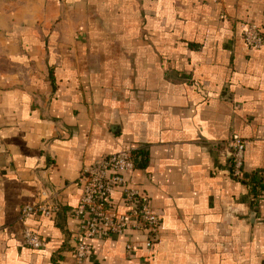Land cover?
Listing matches in <instances>:
<instances>
[{"label": "crops", "instance_id": "0c3cea01", "mask_svg": "<svg viewBox=\"0 0 264 264\" xmlns=\"http://www.w3.org/2000/svg\"><path fill=\"white\" fill-rule=\"evenodd\" d=\"M244 24L264 35V0H0V264H75L81 173L130 147L156 242L91 240L86 264H264V45ZM42 192L55 217L21 221Z\"/></svg>", "mask_w": 264, "mask_h": 264}, {"label": "built area", "instance_id": "2783aa9c", "mask_svg": "<svg viewBox=\"0 0 264 264\" xmlns=\"http://www.w3.org/2000/svg\"><path fill=\"white\" fill-rule=\"evenodd\" d=\"M243 37L250 49L257 50L264 45V35L256 25L244 24ZM229 148L231 175L234 179H240L245 165L246 141L234 135L229 141ZM135 151L134 147H130L103 157L81 173L82 195L72 213L79 224L74 248L75 264H86L92 253L91 240L124 235L128 231L145 233L146 247L153 248L162 218L152 209L149 197L130 185L129 180L136 168ZM115 193L120 194L123 212L119 211V204L113 200ZM54 196L42 192L38 203L25 205L21 209L20 220L54 218L59 208L48 201ZM23 240L33 250H40L45 244L38 232L30 227L23 231ZM133 248L132 244H127L129 251Z\"/></svg>", "mask_w": 264, "mask_h": 264}, {"label": "trees", "instance_id": "16d2710c", "mask_svg": "<svg viewBox=\"0 0 264 264\" xmlns=\"http://www.w3.org/2000/svg\"><path fill=\"white\" fill-rule=\"evenodd\" d=\"M135 157V160H136V156H134Z\"/></svg>", "mask_w": 264, "mask_h": 264}]
</instances>
